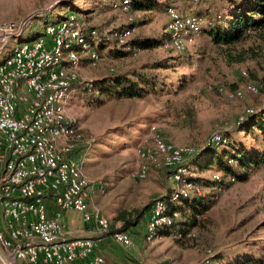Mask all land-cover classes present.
Masks as SVG:
<instances>
[{
	"label": "rangeland",
	"instance_id": "obj_1",
	"mask_svg": "<svg viewBox=\"0 0 264 264\" xmlns=\"http://www.w3.org/2000/svg\"><path fill=\"white\" fill-rule=\"evenodd\" d=\"M118 1L58 0L48 6L45 0H0V26L26 20L28 25L16 42L27 41L34 34H43L46 25H57L76 15L87 28L109 36L127 23L126 15L112 8ZM159 1L160 10L132 15L136 21L133 37L163 35L167 20L161 10L164 3ZM232 1L236 0H183L180 6L186 12L214 20V14L226 12V5ZM187 3L198 9L190 11L185 8ZM11 44L9 40L2 58L10 52ZM106 46L101 50L102 59L95 64L83 62L74 68L79 83L74 85L69 96L68 113L90 143L75 158L91 184L89 190L94 205H90L100 210L115 229L119 228L116 227L119 213L108 216L113 212L107 205L106 210L103 209L105 201L113 198L119 207L131 206L128 211L141 209L175 188L162 168L137 155L143 146L153 150L152 127L164 141L175 147H191L195 154L214 146L207 141L217 133L226 136L231 146L239 147L243 143L247 149L252 147L264 152L258 132L248 133L239 128L248 118L233 124L247 110L254 113L264 110V64L251 61L228 64L205 34L199 35L195 44L183 54L157 48L135 50V55L113 60L109 56L112 47ZM162 60L170 66L155 73L162 76V85L140 99H104L101 105H96V94L85 95L81 91V83L100 80L111 72L131 73ZM248 84L256 85L258 93L247 92ZM219 88L227 93L240 91L241 97L228 99L217 91ZM142 165L146 166L147 175L139 179L136 173ZM194 172L195 176H202ZM215 173L213 169L203 177L211 178ZM163 193L166 194L156 197ZM263 195L264 166L252 171L247 181L235 182L221 191L211 208L196 216L197 224L189 228L185 236L162 237L154 242V248L148 253L153 254L154 260L161 257L163 263L173 264H264V205L260 202ZM190 216L188 212L186 218ZM2 222L0 207V224ZM0 264H3L1 260ZM15 264L21 263L16 261Z\"/></svg>",
	"mask_w": 264,
	"mask_h": 264
},
{
	"label": "built area",
	"instance_id": "obj_2",
	"mask_svg": "<svg viewBox=\"0 0 264 264\" xmlns=\"http://www.w3.org/2000/svg\"><path fill=\"white\" fill-rule=\"evenodd\" d=\"M167 18L160 48L183 54L196 42L211 22L202 16L184 11L183 0H164ZM131 0L114 2L112 8L125 14L127 25L134 22ZM27 21L0 26V57L12 40L10 52L0 60V245L8 257L21 264H106L94 252L91 239H69L62 225V211L81 214L86 223L93 222L100 234L110 232V221L97 208L90 209L89 182L74 153L90 146L83 131L68 111L69 96L78 76L74 68L86 60L92 65L101 59L100 45L131 51L130 41L135 29H115L109 36L87 28L76 15L57 25L45 26L34 40L20 38ZM113 41V42H112ZM14 43V44H13ZM133 51L132 55H135ZM246 76L245 73H243ZM245 90L257 94L258 88L248 84ZM228 99L241 97L240 91L217 90ZM254 113L247 110L237 117L236 124ZM153 150L140 147L138 157L157 168L171 169L175 184L170 201L202 195V189L189 182L188 160L196 151L191 147H175L164 141L155 128ZM207 144L225 146L221 134L210 136ZM147 168L142 165L136 176L144 179ZM219 180V174H213ZM235 183L233 179L230 180ZM264 205V195L260 200ZM57 207L48 215L47 205ZM177 212L169 213L165 201L155 200L147 216L145 241L154 243L158 231L170 228ZM112 239L130 249L134 243L125 232H114ZM164 264H173L170 261Z\"/></svg>",
	"mask_w": 264,
	"mask_h": 264
},
{
	"label": "trees",
	"instance_id": "obj_3",
	"mask_svg": "<svg viewBox=\"0 0 264 264\" xmlns=\"http://www.w3.org/2000/svg\"><path fill=\"white\" fill-rule=\"evenodd\" d=\"M158 7L157 0H131L130 11L131 14L157 11ZM226 7L228 9L226 12L220 15L214 14V20L202 16L211 22V25L205 28L202 34L207 35L210 42L220 50L228 64H243L246 61L254 62L257 65L264 64V0H236L232 1V4L230 2V5L228 4ZM135 25L136 21L134 19L132 24H125L119 29L136 30ZM40 36L41 34H34L28 40H34ZM164 39V34L159 37L134 36L130 41L131 51L111 48L109 49V56L112 57L110 59L117 60L131 56L135 50H155L161 47ZM104 47L107 46H98L97 51L101 53ZM83 62L88 61L84 60L82 64ZM168 63L165 60L154 62L131 73L111 72L100 80L84 82L79 85H81L83 94L97 95L94 98L96 105H101L104 99H140L151 92H156L155 89L162 85V76L155 73L169 69ZM77 83L79 82L77 81L74 85ZM236 121L237 119L234 121V125ZM239 128L248 133L258 132L262 137L261 143L264 145V110L250 115L248 121L241 124ZM231 145L228 141L227 145L223 147H206L188 160L185 166L188 169L187 179L202 189V195L180 198L176 202H171L172 190L162 197L161 200L168 205L169 213L177 212L180 217L174 220L170 228L159 230L158 235L160 237H171L178 234L185 236L188 229L197 224L196 216L208 211L218 194L233 184L230 181L231 179L235 182H245L252 171L264 166V152L261 153L252 147L247 149L243 143L239 147ZM79 152L77 150L74 153V159L77 158ZM213 169L216 170L215 174H219V180H214L212 177L195 176L194 171L203 175ZM162 171L165 173L166 178L170 179L172 170L162 168ZM153 202L148 203L141 209L119 213L117 220L121 225L118 229H115L110 224L108 235L112 236L117 231L127 233L137 227L140 221L149 213ZM188 212L191 213V216L187 219L186 214Z\"/></svg>",
	"mask_w": 264,
	"mask_h": 264
},
{
	"label": "crops",
	"instance_id": "obj_4",
	"mask_svg": "<svg viewBox=\"0 0 264 264\" xmlns=\"http://www.w3.org/2000/svg\"><path fill=\"white\" fill-rule=\"evenodd\" d=\"M45 1L48 3V6H50L52 2L54 3L58 2V0L57 1L56 0H45ZM157 1L160 4V1L159 0ZM162 1L163 3L165 2L164 0ZM195 2H197V0H195ZM164 6L161 9L163 10V12H164ZM197 7L198 6L195 7L192 4L187 3V6L185 8H188L191 11V10H196ZM157 10H160V8L158 7ZM152 12L154 11L136 12L135 15L138 13L145 14V13H152ZM162 14L165 16L164 13ZM37 34H40V33H37ZM91 192L90 190L88 191L89 205L92 203ZM165 194L166 193H163V195L157 194L156 197H159V196L161 197V196H164ZM104 203L105 205L103 206L104 207L103 209L106 210V205L107 207L112 208L113 213L112 214L108 213L107 215L113 216V217L122 211H128L129 207H131V206H129L128 208L119 207L116 205V202L114 201L113 198L111 200L105 201ZM92 205L94 204L92 203ZM92 205H90L92 208H96ZM55 211H57V207H55L52 204L47 205V212L49 216H51L53 212ZM61 214H62V225H63L64 231L67 237L69 239L70 238L71 239H74V238L75 239L76 238L91 239L94 245V252L100 255L104 259L106 264H164L162 262L161 257L158 258L157 260H154L155 257L153 256V254L148 253L151 247L154 248L153 246L154 243H148L145 241V231H146L147 219L142 220L140 225L138 224L137 227L127 232V234L130 235V237L132 238L134 245L130 249H125L123 247L120 248L117 245H115L113 242L114 240L112 239L110 235L100 234L97 231L96 225L93 222H89V223L84 222L82 220L80 213L74 212V211H62ZM120 225L121 223L119 221L116 222V227H120ZM145 246H147V248H145ZM156 247H155V250L157 251L158 249ZM73 264H83V263L81 261H76Z\"/></svg>",
	"mask_w": 264,
	"mask_h": 264
},
{
	"label": "water",
	"instance_id": "obj_5",
	"mask_svg": "<svg viewBox=\"0 0 264 264\" xmlns=\"http://www.w3.org/2000/svg\"><path fill=\"white\" fill-rule=\"evenodd\" d=\"M0 260L3 264H15L6 254V252L2 249L0 245Z\"/></svg>",
	"mask_w": 264,
	"mask_h": 264
}]
</instances>
